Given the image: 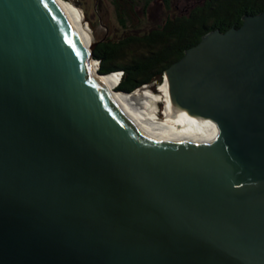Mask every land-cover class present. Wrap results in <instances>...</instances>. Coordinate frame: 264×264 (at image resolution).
<instances>
[{
	"label": "water",
	"instance_id": "obj_1",
	"mask_svg": "<svg viewBox=\"0 0 264 264\" xmlns=\"http://www.w3.org/2000/svg\"><path fill=\"white\" fill-rule=\"evenodd\" d=\"M96 44L57 0H0V264H264V11L165 72L212 140L144 134Z\"/></svg>",
	"mask_w": 264,
	"mask_h": 264
},
{
	"label": "trees",
	"instance_id": "obj_2",
	"mask_svg": "<svg viewBox=\"0 0 264 264\" xmlns=\"http://www.w3.org/2000/svg\"><path fill=\"white\" fill-rule=\"evenodd\" d=\"M142 1L146 14L154 0H112L125 31L115 39L98 41L93 52L102 75L121 73L118 92L131 94L144 87L162 85L165 72L205 35L239 28L244 16L264 11V0H202L160 25L130 29L131 17L136 16V6ZM161 1L170 10L172 0Z\"/></svg>",
	"mask_w": 264,
	"mask_h": 264
},
{
	"label": "bare ground",
	"instance_id": "obj_3",
	"mask_svg": "<svg viewBox=\"0 0 264 264\" xmlns=\"http://www.w3.org/2000/svg\"><path fill=\"white\" fill-rule=\"evenodd\" d=\"M57 2L71 19L87 49V52L90 53L94 37L90 38L88 33L89 28L84 24L83 12L76 6L64 0H57ZM92 67L95 73L99 75L100 65L97 60L94 59L92 61ZM121 77V73H113L106 76H100L99 78L108 91L114 95L123 112L144 134L156 139L176 143L205 141L214 138V132L212 129H201L197 121L193 119L169 118L168 107L170 97L167 84L163 87L164 97L154 93L147 87L129 94L118 92L116 90V87L122 79ZM161 103L165 105V121H161L158 117V109Z\"/></svg>",
	"mask_w": 264,
	"mask_h": 264
},
{
	"label": "rangeland",
	"instance_id": "obj_4",
	"mask_svg": "<svg viewBox=\"0 0 264 264\" xmlns=\"http://www.w3.org/2000/svg\"><path fill=\"white\" fill-rule=\"evenodd\" d=\"M81 10L84 14V24L89 28L88 33L94 37L95 42L115 39L124 33V29L117 18L116 9L112 0H64ZM202 0H172L171 8L163 4L161 0H154L149 9L144 14V1L137 4L135 9L136 16L131 17L129 24L130 29L142 27L143 29L155 27L162 24L166 18L170 16L182 15L183 12L189 10L192 6L197 5ZM162 85L155 88L147 87L151 91L164 97ZM162 89V90H161ZM163 103L158 109V117L162 121L164 119Z\"/></svg>",
	"mask_w": 264,
	"mask_h": 264
},
{
	"label": "clouds",
	"instance_id": "obj_5",
	"mask_svg": "<svg viewBox=\"0 0 264 264\" xmlns=\"http://www.w3.org/2000/svg\"><path fill=\"white\" fill-rule=\"evenodd\" d=\"M122 78V77H121Z\"/></svg>",
	"mask_w": 264,
	"mask_h": 264
}]
</instances>
